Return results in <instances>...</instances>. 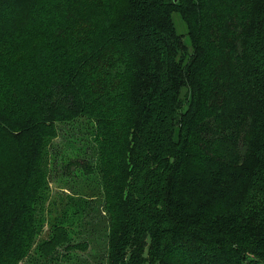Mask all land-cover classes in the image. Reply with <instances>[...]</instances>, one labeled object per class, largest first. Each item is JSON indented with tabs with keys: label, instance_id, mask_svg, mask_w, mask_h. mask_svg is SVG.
<instances>
[{
	"label": "trees",
	"instance_id": "1",
	"mask_svg": "<svg viewBox=\"0 0 264 264\" xmlns=\"http://www.w3.org/2000/svg\"><path fill=\"white\" fill-rule=\"evenodd\" d=\"M0 264H264V0H0Z\"/></svg>",
	"mask_w": 264,
	"mask_h": 264
},
{
	"label": "rangeland",
	"instance_id": "2",
	"mask_svg": "<svg viewBox=\"0 0 264 264\" xmlns=\"http://www.w3.org/2000/svg\"><path fill=\"white\" fill-rule=\"evenodd\" d=\"M175 20L179 28L181 22L175 14ZM92 123L83 117L69 122L58 123V134L50 146V163L52 165L49 175L50 191L55 197L65 191L85 193L83 190L94 191L97 180L94 177H86L80 163L94 161V143L90 137ZM66 161H70L67 162ZM91 173H87L90 175ZM87 185L91 187L87 188ZM62 188L64 190H62ZM62 192V193H61ZM63 196V195H62ZM46 224L43 226L45 230Z\"/></svg>",
	"mask_w": 264,
	"mask_h": 264
}]
</instances>
